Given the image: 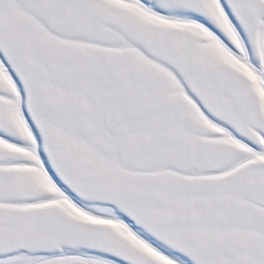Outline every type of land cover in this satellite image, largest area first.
I'll use <instances>...</instances> for the list:
<instances>
[{"label":"snow or ice","instance_id":"obj_1","mask_svg":"<svg viewBox=\"0 0 264 264\" xmlns=\"http://www.w3.org/2000/svg\"><path fill=\"white\" fill-rule=\"evenodd\" d=\"M0 264H264V0H0Z\"/></svg>","mask_w":264,"mask_h":264}]
</instances>
